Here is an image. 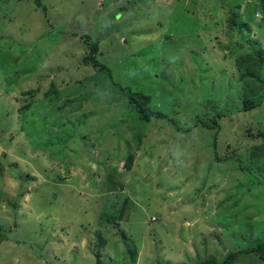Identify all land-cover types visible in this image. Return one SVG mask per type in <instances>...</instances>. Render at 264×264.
Here are the masks:
<instances>
[{
  "label": "rangeland",
  "instance_id": "rangeland-1",
  "mask_svg": "<svg viewBox=\"0 0 264 264\" xmlns=\"http://www.w3.org/2000/svg\"><path fill=\"white\" fill-rule=\"evenodd\" d=\"M41 1L0 0V261L264 264V63L239 64L264 58L259 1Z\"/></svg>",
  "mask_w": 264,
  "mask_h": 264
},
{
  "label": "trees",
  "instance_id": "trees-1",
  "mask_svg": "<svg viewBox=\"0 0 264 264\" xmlns=\"http://www.w3.org/2000/svg\"><path fill=\"white\" fill-rule=\"evenodd\" d=\"M258 1H259L260 6L264 8V0H258ZM35 3H36V5L40 6V8L42 9L43 13L46 14V12H45L47 10L46 9L47 8L46 5L43 4L41 0H35ZM237 18H238V14H237L236 11L232 12L230 14V16H229V19H230L229 23L234 28H237V26L235 24L236 23L235 19H237ZM97 50H98V44L96 42H91V43L89 42L87 54L84 56V62H86V63L90 62L92 64V66L94 68H96L97 70L107 71L106 67L103 64H100L99 61L94 57L95 52ZM260 61L264 63V58H262V56L254 55V54L251 53L250 55H247V57L244 60H241L239 62V64L246 63V65H247L249 62L258 63ZM249 75H252V74L247 73V72H244V73L242 72L241 76L242 77H246V76H249ZM120 89L125 90L123 88H120ZM126 91L127 92L129 91L128 99H129V101L132 102V104L136 108L137 113H138V118L143 119L145 121L148 120L150 117H159V118H166L168 120H171V118L168 117L163 112H159L157 110H154V109L148 107L149 96H147V95H145V94H143L141 92L132 91L131 89L125 90L124 92H126ZM29 93L32 94V92H29ZM254 93H255L254 91L251 92V94H254ZM263 99H264V97L262 99H259L258 102H256V101L253 100V97L249 94V97L243 101V110H250V109H252L254 107L259 106L261 104V102H263ZM20 111H21L19 113V115L21 114L20 117H22L23 115L25 116L27 113L30 114L28 111L26 113L25 109H23V108ZM221 115L222 114H217V115L212 116L211 119H210V123H204V125H206L207 127L215 128L216 129V133H218V131H220V125H219L218 119L223 116V115L222 116ZM27 116H29V115H27ZM171 121L174 122V124H175V120L174 119H172ZM178 129L180 130L182 128L178 127ZM185 130L186 129H184L182 131H185ZM213 141H214L213 143L215 144L216 143V137L215 136H214ZM262 184H264V183H262ZM124 215H126V212L124 213ZM102 221H103V223H111V219L108 216L103 217ZM101 229L97 228V230H95V233L100 238H102L100 245L104 246L105 243L107 242V239L103 236ZM119 233H120V236H122L123 239L126 240L125 232L119 231ZM0 235H1V233H0ZM2 239L3 238H1V240ZM125 245L126 246L129 245L128 247H130L131 243H128L127 240H126ZM127 248L125 247V254L128 255L130 252L128 251ZM96 250H97V248H96ZM247 250L254 251L256 253V255L258 256V258L264 262V242H262V241L257 242L250 249H244V252L247 251ZM240 252L241 251L229 252L228 254L226 253L222 259H217V258H215L213 256H209V257H206V258H204V259H202L200 261H197V262H195L193 264H232L234 262V260L236 259L238 253H240ZM99 254H100V251L97 250V252L95 253V255L97 257V262H100ZM132 259H134V257H132ZM134 260H131V261H134Z\"/></svg>",
  "mask_w": 264,
  "mask_h": 264
},
{
  "label": "crops",
  "instance_id": "crops-1",
  "mask_svg": "<svg viewBox=\"0 0 264 264\" xmlns=\"http://www.w3.org/2000/svg\"><path fill=\"white\" fill-rule=\"evenodd\" d=\"M0 150H3V149H0ZM2 152L4 153V151H2ZM3 153H2V154H3ZM5 205H8V204H5ZM0 264H3V261H0Z\"/></svg>",
  "mask_w": 264,
  "mask_h": 264
},
{
  "label": "built area",
  "instance_id": "built-area-1",
  "mask_svg": "<svg viewBox=\"0 0 264 264\" xmlns=\"http://www.w3.org/2000/svg\"><path fill=\"white\" fill-rule=\"evenodd\" d=\"M154 219H155V217H154V216H152V217H151V220H154Z\"/></svg>",
  "mask_w": 264,
  "mask_h": 264
}]
</instances>
